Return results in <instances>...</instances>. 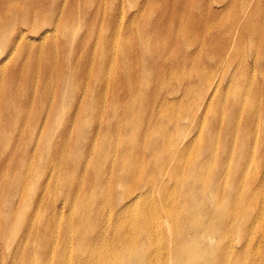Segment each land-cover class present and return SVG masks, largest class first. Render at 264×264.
I'll list each match as a JSON object with an SVG mask.
<instances>
[{
	"label": "bare ground",
	"instance_id": "1",
	"mask_svg": "<svg viewBox=\"0 0 264 264\" xmlns=\"http://www.w3.org/2000/svg\"><path fill=\"white\" fill-rule=\"evenodd\" d=\"M13 2L0 15V264H264V165L248 167L264 161V123L246 99L264 66L233 95L214 63L158 89L178 61L154 60L159 35L134 26L148 11L91 49L76 0Z\"/></svg>",
	"mask_w": 264,
	"mask_h": 264
},
{
	"label": "rangeland",
	"instance_id": "2",
	"mask_svg": "<svg viewBox=\"0 0 264 264\" xmlns=\"http://www.w3.org/2000/svg\"><path fill=\"white\" fill-rule=\"evenodd\" d=\"M13 1L0 0V15L10 17V13L14 12ZM23 1L21 0V2ZM40 1L31 0L38 12L43 13ZM76 2L78 9L83 13L81 24L85 23L86 27H90L87 28V33H92L88 37H84L83 41H86L84 45H89L88 47L91 49L96 43L100 46L106 38L113 44L112 40L121 37L115 35V32L124 33L126 20L128 17L130 20L131 15L129 16V14L135 9L136 13L148 11L150 16L142 19L136 18L134 26L138 25L137 31L143 34L148 35V28H150L151 31L159 35V46L164 51L152 52L154 60L163 56L161 66L166 64L167 58L174 62L178 61V65L167 73L165 68L161 69L160 72L163 76L153 84L158 89L170 77L172 71H176L178 74L190 72L192 65L199 67V72H205L208 68H202V66L208 63H214V67L223 68L226 76H230L231 86L228 88V92L231 95L240 87L242 74H248L251 79H253V71H257L261 75V67L264 66V0H119L117 3H112L111 0H76ZM123 2L125 5H122ZM49 3V0H46L44 7H48ZM94 6L98 9H95ZM122 11L127 12L128 16H124ZM22 14L23 11L20 12V15ZM128 23L132 27V22ZM174 34H185L191 39L187 37H184L183 40L171 39ZM121 39L124 40L122 37ZM181 41H184L186 47L183 51L179 44ZM191 49L193 52L189 51ZM12 59L3 60L1 67L10 66ZM167 65L171 66V64ZM106 66L109 68L111 65L107 63ZM245 66L247 69L242 70ZM189 79L193 78L187 76L180 84L168 88H178L183 81ZM257 81H261V77L257 78ZM168 82L172 83L173 78H169ZM108 84L109 81L105 85L106 89ZM135 84L141 86L142 80L136 81ZM253 94L247 95L246 99L254 105L256 124L259 120L263 124L264 87H260L259 95L254 91ZM101 101L102 104L106 102L104 99ZM146 102L152 103V100L148 99ZM124 104L121 103L122 112ZM244 104L245 113H247L250 104L247 101H244ZM139 105L140 103H138ZM175 111L172 110V113ZM222 113L223 109H220V114ZM125 116L127 114L123 115V117ZM147 117L148 112L146 111L142 119L145 120ZM133 121L135 125L141 122L139 112H136ZM256 124L254 125L255 129ZM263 165L264 161L248 162L251 176L256 173L257 166L261 169ZM260 177L262 184L260 192L257 194L256 204L258 206L262 204L261 207H264V172ZM221 183L225 190L232 188L227 178H223ZM255 216L264 222V211H256Z\"/></svg>",
	"mask_w": 264,
	"mask_h": 264
}]
</instances>
